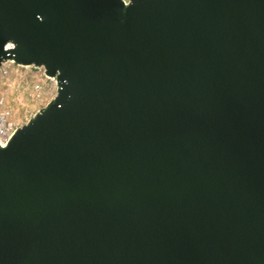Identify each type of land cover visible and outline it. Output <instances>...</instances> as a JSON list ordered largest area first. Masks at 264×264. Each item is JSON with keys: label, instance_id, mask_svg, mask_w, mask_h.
I'll return each instance as SVG.
<instances>
[{"label": "water", "instance_id": "95a60500", "mask_svg": "<svg viewBox=\"0 0 264 264\" xmlns=\"http://www.w3.org/2000/svg\"><path fill=\"white\" fill-rule=\"evenodd\" d=\"M55 96L0 145V264H264V0H0V66Z\"/></svg>", "mask_w": 264, "mask_h": 264}, {"label": "rangeland", "instance_id": "374dc122", "mask_svg": "<svg viewBox=\"0 0 264 264\" xmlns=\"http://www.w3.org/2000/svg\"><path fill=\"white\" fill-rule=\"evenodd\" d=\"M38 87L39 92H36ZM56 94L53 83L42 75V68L23 66L11 60L0 66V97L13 111L15 124H24Z\"/></svg>", "mask_w": 264, "mask_h": 264}, {"label": "built area", "instance_id": "2783aa9c", "mask_svg": "<svg viewBox=\"0 0 264 264\" xmlns=\"http://www.w3.org/2000/svg\"><path fill=\"white\" fill-rule=\"evenodd\" d=\"M125 2L127 0H124ZM39 69L42 68V75L47 78L51 83H53L55 91H57V80L54 76H47L44 72L43 67H37ZM36 92H39L38 87L36 88ZM13 119V111L6 104L5 98L0 97V145H4L10 137L13 135L15 130L21 126L22 124H15ZM30 119V118H29ZM27 119V121L29 120Z\"/></svg>", "mask_w": 264, "mask_h": 264}]
</instances>
